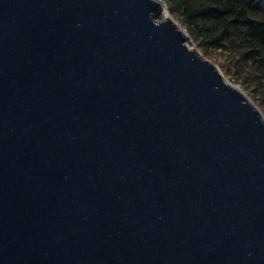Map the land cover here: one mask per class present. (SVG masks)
I'll return each instance as SVG.
<instances>
[{
  "label": "water",
  "instance_id": "obj_1",
  "mask_svg": "<svg viewBox=\"0 0 264 264\" xmlns=\"http://www.w3.org/2000/svg\"><path fill=\"white\" fill-rule=\"evenodd\" d=\"M165 8L0 0V264H264V113Z\"/></svg>",
  "mask_w": 264,
  "mask_h": 264
},
{
  "label": "trees",
  "instance_id": "obj_2",
  "mask_svg": "<svg viewBox=\"0 0 264 264\" xmlns=\"http://www.w3.org/2000/svg\"><path fill=\"white\" fill-rule=\"evenodd\" d=\"M205 56L264 113V0H164Z\"/></svg>",
  "mask_w": 264,
  "mask_h": 264
},
{
  "label": "rangeland",
  "instance_id": "obj_3",
  "mask_svg": "<svg viewBox=\"0 0 264 264\" xmlns=\"http://www.w3.org/2000/svg\"><path fill=\"white\" fill-rule=\"evenodd\" d=\"M163 1V3L165 4V1L164 0H162ZM165 12H168V10H166L165 9ZM169 13V16H171V14H170V12H168ZM172 17V16H171ZM174 18V17H173ZM188 41H190L191 43H192V45H193V47L195 48V49H198L201 53H203L198 47H197V45L195 44V42L189 37V39H188ZM191 43H189V45H191ZM203 55H204V53H203ZM205 56V55H204ZM206 58H208L209 60H211L212 62H214L218 67H219V69L223 72V69H224V65L225 64H223L220 60H215V59H213V58H211V57H207V56H205ZM227 79L230 81V82H232L233 84H235V85H237V86H239V88L240 89H242V90H244L242 87H241V85H239V84H237V83H235L231 78H229V77H227ZM245 91V90H244ZM247 94V93H246ZM248 95V94H247ZM249 96V95H248ZM249 98L251 99V97L249 96ZM252 100V99H251ZM253 101V100H252Z\"/></svg>",
  "mask_w": 264,
  "mask_h": 264
},
{
  "label": "bare ground",
  "instance_id": "obj_4",
  "mask_svg": "<svg viewBox=\"0 0 264 264\" xmlns=\"http://www.w3.org/2000/svg\"><path fill=\"white\" fill-rule=\"evenodd\" d=\"M157 1H159L163 6H165V4L163 3V1L162 0H157ZM166 9V8H165ZM167 10V9H166ZM166 17H169V13L168 12H165V14H164V17L163 18H166Z\"/></svg>",
  "mask_w": 264,
  "mask_h": 264
}]
</instances>
